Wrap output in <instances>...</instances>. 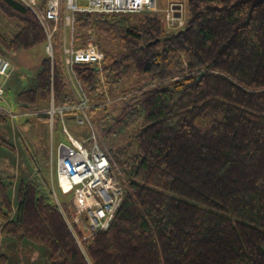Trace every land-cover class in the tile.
Here are the masks:
<instances>
[{
    "label": "trees",
    "instance_id": "obj_1",
    "mask_svg": "<svg viewBox=\"0 0 264 264\" xmlns=\"http://www.w3.org/2000/svg\"><path fill=\"white\" fill-rule=\"evenodd\" d=\"M185 13L177 31L158 13L75 16L76 40L90 30L103 52L100 66L74 71L99 144L122 139L100 144L121 200L106 228L82 234L53 195L50 163L19 132L15 144L0 134L1 149L24 151L32 167L13 194L14 176L0 178V264H17L8 251L17 244L34 249V264L44 249L45 264H264V0H185ZM0 16V56L44 46L21 0H0ZM59 44L56 35L52 63L45 53L34 87L16 94L20 109L46 119L50 94L61 105L68 91ZM129 75L145 81L97 101Z\"/></svg>",
    "mask_w": 264,
    "mask_h": 264
},
{
    "label": "built area",
    "instance_id": "obj_2",
    "mask_svg": "<svg viewBox=\"0 0 264 264\" xmlns=\"http://www.w3.org/2000/svg\"><path fill=\"white\" fill-rule=\"evenodd\" d=\"M36 15L45 33L44 52L54 58V38L60 43V59L67 86L66 98L61 105L54 103L50 94L45 111L52 131L58 117L62 132L68 142L56 145V176L52 179V192L56 196L55 184L61 194L72 195L75 224L81 225L82 234L106 228L122 195V187L114 176L109 157L101 148L89 116V103L80 80L74 71L77 64L100 66L103 52L95 42L90 30L79 43L74 36V19L78 13L137 14L157 13V0H45L42 11L37 9V0H21ZM164 27L177 31L185 24V6L182 2H170L163 9ZM10 63L0 56V76L7 77ZM4 93L0 83V98ZM6 111L10 117L13 114ZM74 119L76 125L88 127V135L74 137L64 125V115ZM51 150V145H50ZM50 151V169L52 166ZM61 209V208H60ZM78 220V222H77ZM79 230L80 227L78 226Z\"/></svg>",
    "mask_w": 264,
    "mask_h": 264
},
{
    "label": "rangeland",
    "instance_id": "obj_3",
    "mask_svg": "<svg viewBox=\"0 0 264 264\" xmlns=\"http://www.w3.org/2000/svg\"><path fill=\"white\" fill-rule=\"evenodd\" d=\"M170 2L173 3L182 2L183 6H185V0H157V13L160 17L163 16V9ZM1 23L2 22L0 16V28H1ZM9 23L12 24V22ZM98 37L100 40L103 38L102 35L98 36L95 34V38L97 39ZM107 41L111 43V41L109 40ZM112 44H110V46L116 49V45L115 44L112 45ZM44 56H45V52H44L43 44H39L31 49L13 52L5 56V58L10 63V72L7 77L0 76V83L3 85L4 88V93L2 95V98H0V109L2 110L5 109L7 111H10L14 116H13V120H11L9 116L8 121L6 123L4 124L0 123V134H2V136H4L6 139H8L9 141L15 144L16 142L14 141V136L16 132H19V134H21V136L24 139L28 140L30 144V149L32 150V153L35 156L39 152L41 153V156L44 159L46 166L49 165L50 163V151H51V160H52L51 169L53 171V178L55 179L57 141L62 140L64 142H68L66 135L62 132V125L58 117H56V119L54 120L53 129L51 131L48 119L39 117V115H42L41 113L43 112L38 111L39 110L38 108L30 107L24 111L20 109L19 106L16 104V94L20 90H23L24 88L34 87L36 74L39 69L40 62ZM55 56L56 57L58 56L57 51L55 52ZM144 81L145 80L142 78H137V76L129 75L126 79L122 80L120 83L107 84V87L102 89L103 94L101 97H99L97 101L98 102L101 101L104 104L108 102V98L112 99L115 96H118L121 91L127 90L131 87L140 86L144 83ZM102 112H103V105L91 114L92 120L94 121L97 115L102 114ZM63 119H64V125L66 126L67 130L77 139H80L82 136L88 135V127L76 125L74 119L71 116L65 114ZM103 140L104 142L100 143L101 146L104 144V146L107 145L108 148L109 147L113 148L116 142L122 141L121 137L115 139L107 136L104 137ZM50 145H51V150H50ZM6 152H7L6 149H1L0 147V178L7 179V177L14 176V179L10 178L13 182V186H12V194H13V190L15 188V182L18 180V176L20 177L27 176V174L31 172L32 167H31V161L30 159H28L24 151L20 152V156L16 152L15 153L7 152L10 155L7 154ZM113 155H114V161H113L114 166L115 168H118L120 166L121 158L117 157L115 154ZM55 189L60 203V208L62 209V205L65 203L69 209V212L71 214V219L68 220L69 223L73 221L74 217L75 219H77L75 216L73 200L71 198L72 195L61 194L58 188L56 187V184H55ZM8 251H11L13 254H15V257H13V261H15V263L17 264H24L27 262L34 264L36 262V260H34L36 252L31 246H25V244L24 245L17 244L15 245L14 248L10 247ZM44 251L46 253L45 249L43 250V252ZM0 252H5V253L7 252V249H5L3 244H1V237H0ZM45 253L43 256L37 259V261L40 264L46 263Z\"/></svg>",
    "mask_w": 264,
    "mask_h": 264
},
{
    "label": "crops",
    "instance_id": "obj_4",
    "mask_svg": "<svg viewBox=\"0 0 264 264\" xmlns=\"http://www.w3.org/2000/svg\"><path fill=\"white\" fill-rule=\"evenodd\" d=\"M68 116H69V115H68ZM59 141H62V140H59ZM59 141H57V143H58ZM79 227H80V231H81V233H84V232H83L84 230H82V226L80 225Z\"/></svg>",
    "mask_w": 264,
    "mask_h": 264
}]
</instances>
